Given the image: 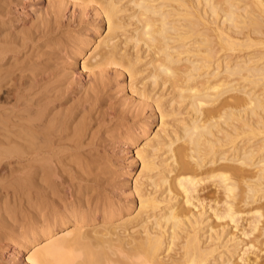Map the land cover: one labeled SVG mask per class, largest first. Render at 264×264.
Wrapping results in <instances>:
<instances>
[{
    "label": "bare ground",
    "instance_id": "obj_1",
    "mask_svg": "<svg viewBox=\"0 0 264 264\" xmlns=\"http://www.w3.org/2000/svg\"><path fill=\"white\" fill-rule=\"evenodd\" d=\"M68 3L94 32L66 46L91 50L79 89L49 61ZM35 4L0 0V239L36 224L6 248L35 247L30 264H264V0ZM119 75L130 95L113 98ZM147 117L161 123L132 197L107 201L122 183L91 131Z\"/></svg>",
    "mask_w": 264,
    "mask_h": 264
},
{
    "label": "rangeland",
    "instance_id": "obj_2",
    "mask_svg": "<svg viewBox=\"0 0 264 264\" xmlns=\"http://www.w3.org/2000/svg\"><path fill=\"white\" fill-rule=\"evenodd\" d=\"M50 1L51 0H33V1L29 0V2H31L33 4V5H31V7H34L36 5L35 3H37L38 6L41 7V9L45 8L47 6L48 2H50ZM68 4L69 5L66 6V8L64 9L65 13H67V14H65L64 19H63L65 23H64L59 35L57 36V37H59V36L63 37L62 45H63V47L65 49L62 48V50H65V51L64 52L62 50L59 51L58 53L55 54L56 58H54L53 60H49V61H50V63H53V64H54V62L57 63V64H61V65L65 64L67 66L69 64V66L67 68L68 69L67 71L69 72V74H68L69 79L71 81L75 82L74 85H76L77 84L76 82L78 80H80V79H82V81H83L82 84H84V82L88 83V81L91 80L90 75H88L89 72L87 71V69H84L83 65H82L84 59H86V57L89 55L91 50L89 49L87 51V53H84L82 55V57H79V58L76 59L73 56L74 55L73 52L69 51V48H66V46L68 45V47H69L70 40L76 38L79 34L89 33L90 36H92V35H94V32L92 31L93 29H89V26H88L89 23L82 22L81 19H77V18H79L78 10L76 12V15L74 17L73 16L71 17V14H72V11L74 9V6L71 5V3H68ZM31 7H29V8H31ZM39 14H40V12H38V13L33 12V14L30 15V16L32 17V20H35V19L37 20ZM92 14L88 16L89 20H92V18H94ZM36 15H37V17H36ZM31 17H28V18H30V21H31ZM103 30H104V32H106V27L105 26L102 27V30L100 31V33ZM64 33H66V34H64ZM96 38L98 39L99 37H96ZM64 40L67 41L68 43L65 42ZM93 41H95V39ZM66 50H67V52H66ZM66 54H67L68 57L66 56ZM69 55H71V56H69ZM68 58H69V60H68ZM78 78H80V79H78ZM128 80H129V78H128L127 75H119L117 80L115 79L110 84L109 93L112 92V93H110L112 95V97L114 95L115 97L117 96L116 98H121L119 96L124 93V90H125V92L127 91L126 92V93H128L127 95H130L131 89L129 88L130 86H128L129 85L128 84L129 83ZM79 84L80 83H78L76 85L77 89L82 87V84H80V85ZM106 94H108V93H106ZM115 97H113V98H115ZM146 112H147L148 116L151 113L148 109L146 110ZM134 119L136 120L137 118H134ZM131 121H132V119H131ZM147 122H148V117H147V121L137 122L136 126L138 124H141V123L142 124L140 125L139 128H137L135 130H134V128H132V129L129 128L130 124L129 123H125L124 121H123V123L122 122L117 123V124L115 123V124L112 125V127H108L107 126L108 129H101V130L100 129H98V130L94 129V128L98 127L97 124H95L93 130L91 129L92 130L91 133L92 132H96L95 133L96 137H94V140H95V143L98 144L97 150L99 149L98 151L96 149L94 150L97 153V154L95 153V156L96 157L98 156L97 158H99L103 162L105 161L107 164H109V167L107 169L108 173H109V176H111V177L114 176L113 179H116L115 181L118 180V181H121V183H122L121 186L119 184H116V187L119 185V187H117L118 191H113V190H110V189L109 190L107 189L106 191H103V193L107 192L105 194H107L108 196L111 195L114 199L116 198L115 200H117L118 198H122L123 201H126L127 199H130L132 197V196L127 195V194H131L130 190L133 188L132 185H134L135 177H136V175H137V173H138V171L140 169V162H139V159L137 157V150L142 145L141 143L145 141L146 137L153 136L154 132L159 128V125L161 123L160 122V118L157 117L155 120H153L152 124L147 129V128H145V127L148 126ZM133 138H134V140L136 139L135 142H134ZM130 140L133 141V143ZM89 141H90V137H87V141L86 142H89ZM99 145H101V146H99ZM104 157H105V159H104ZM12 160H14V159H12ZM107 160H108L109 163L107 162ZM12 162H14V161H12ZM109 169H112V170H109ZM110 171H112V172H110ZM117 174H118V176H117ZM129 185H130V187H129ZM118 188H120V189H118ZM112 192H114V194ZM120 192H122V193H120ZM107 195H105L106 197L104 196L105 199H107V197H108ZM111 196L108 197L107 201L114 200ZM110 198H112V199H110ZM100 219H102V218L99 215H97L96 221H99ZM92 222H94V221H92ZM92 222H91V224H94ZM29 224L31 225V223H28V225ZM28 225L27 224L26 225H20L19 228L16 229V230H13L12 233H11V231H8L7 236L9 235V237H10V235H11V239L12 240L15 239V241H16V238H17V241H20L19 240L21 238L20 236H21L22 232L24 233V231H25L24 227H26L27 230H28V227H29ZM32 225L29 227V230L31 228H33V227H36V224L34 225L32 223ZM21 230H22V232H21ZM4 232L6 233V231H4ZM17 234L18 235L20 234V236H18ZM7 236L5 234H1V239H0V248H1L0 249V257H1L0 258V264H30V261L28 262L27 257L34 250L35 247H31L30 246V247L20 251L15 257V255H13L14 246H13V248L12 247L6 248V246H5V241H6V237ZM18 237H20V238H18ZM1 246H3V248ZM3 250L7 251L8 253H11V252L12 253L10 255L7 253L6 255H4L2 257V253L1 252Z\"/></svg>",
    "mask_w": 264,
    "mask_h": 264
}]
</instances>
